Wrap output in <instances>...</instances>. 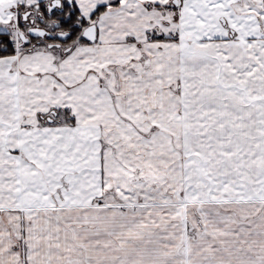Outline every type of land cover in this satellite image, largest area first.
Instances as JSON below:
<instances>
[{
  "label": "snow or ice",
  "instance_id": "1",
  "mask_svg": "<svg viewBox=\"0 0 264 264\" xmlns=\"http://www.w3.org/2000/svg\"><path fill=\"white\" fill-rule=\"evenodd\" d=\"M0 264H264V0H0Z\"/></svg>",
  "mask_w": 264,
  "mask_h": 264
}]
</instances>
